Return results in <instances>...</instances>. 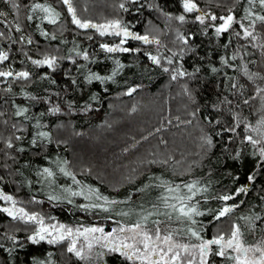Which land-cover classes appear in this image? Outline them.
I'll return each instance as SVG.
<instances>
[{"label":"trees","instance_id":"16d2710c","mask_svg":"<svg viewBox=\"0 0 264 264\" xmlns=\"http://www.w3.org/2000/svg\"><path fill=\"white\" fill-rule=\"evenodd\" d=\"M15 2L20 5L18 10H13L8 0H0V11L6 13L0 16V31L5 33L0 37V51L9 54L3 68L13 71V77H0V189L36 207L47 222L48 217H55L51 222L70 227H111L115 221L131 223L137 219L135 213L152 210L161 196L175 195L156 187L161 181L172 186L197 181L207 192L198 194L191 203L199 202V210L206 214L196 217L197 225L175 221L173 214L172 225L166 221L165 227L176 230L182 237L179 240H189L183 232L188 227L203 226L202 235L208 239L217 225L228 222L225 218L229 215L217 221L208 214L209 209L223 205L216 197L234 193L252 174L255 183L249 185L248 194L228 204L243 201L231 216L241 225L248 245L264 241V222L255 220L250 226L241 219L264 217V200L260 199L264 196V161L245 139L255 136L247 126L256 127L264 118V96L257 94L264 88L260 78L264 77V24L256 21L253 28L244 19L249 8L253 17L264 15V8L258 3L249 5L247 0H195L201 12L185 13L183 0H140L135 4L131 0H72L82 20L96 24L119 20L130 31L161 41L157 46L129 40L125 47L139 48V53H107L100 45L114 46L113 37L77 28L62 0ZM122 3L128 11L120 7ZM34 4L59 12L57 22L43 19L46 14L39 10L33 12ZM230 10L256 39H245L239 23L216 35L213 25L221 23L219 17L227 16ZM205 13L216 15L217 21L206 17L201 25L195 20ZM179 15L186 17L184 23L175 19ZM17 23L19 32L15 30ZM237 31L240 36H236ZM146 52L159 55L161 66L153 64ZM45 56L57 58L55 70L32 63ZM168 57L173 64H167ZM117 60L122 68L118 69ZM163 67L170 71L164 72ZM177 67L186 74L173 80ZM245 67L251 75L245 74ZM20 71L29 72L30 78H16ZM90 74L112 79L89 83ZM132 88L136 91L128 95ZM22 108L27 112L18 114ZM230 128L235 132L227 131ZM40 132H47L50 139L39 136ZM8 141L13 147L7 146ZM44 168L54 175H41ZM61 168L81 184H75ZM81 187L97 188L102 195L121 202L111 206V219L109 213L82 210L78 205L89 201L64 192L65 188L80 191ZM49 195L62 199L50 201ZM69 199L73 202L68 203ZM169 203L178 201L170 199ZM6 205L0 201V207ZM160 209L167 211L162 203ZM120 211L134 214L124 218L116 214ZM17 222L0 212V264H34L35 260L45 264H128L117 254L71 261L45 242L32 244L25 235L26 226ZM9 236L15 237V242ZM219 262L214 258L211 264Z\"/></svg>","mask_w":264,"mask_h":264},{"label":"snow or ice","instance_id":"6c2138e0","mask_svg":"<svg viewBox=\"0 0 264 264\" xmlns=\"http://www.w3.org/2000/svg\"><path fill=\"white\" fill-rule=\"evenodd\" d=\"M11 4L13 10H18L20 5L15 2V0H8ZM132 3H139L140 0H131ZM249 5L255 6L257 3L261 8H264V0H247ZM62 3L66 5L68 13L71 15V23L74 24L79 29H94L100 34V36L105 35H114L120 37L119 43L114 46H109V44H101L100 47L107 53H139L141 50L139 48L125 47L124 45L128 43L129 40L140 41L144 45L155 44L157 46L161 45V41L156 38H149V35H141L129 30L127 25H123L119 20L108 21L104 24L92 23L89 20H82L77 16L76 9L73 6L72 0H62ZM120 7L125 11H128L125 8V5L122 3ZM143 7V5H141ZM39 10L40 12L45 13L46 15L43 19H47L49 23L55 24L60 13L56 12L54 9L43 5V4H34L32 6V11L35 12ZM183 10L185 13L197 12L200 13L201 9L198 7L195 0H183ZM6 13L0 11V16H5ZM207 19L215 22L218 17L212 15L211 13L199 14L195 17V20L198 21L201 25L205 23ZM172 17L169 16V19ZM27 19L32 20V16H28ZM181 23L186 21L184 15H179L175 17ZM245 20L249 21L251 27L254 28L256 21H260L264 24V15H255L251 8H249L244 16ZM219 20L221 23L218 25H213L214 31L217 36L222 33L228 32L232 29L234 23H239L241 29H243V36L245 39L251 37L256 39L253 35V31L246 27L242 22L237 21L236 17L231 14L227 16H220ZM3 22V21H0ZM16 31H21L20 25L16 24ZM236 36H240L241 33L237 31ZM47 36V33H43ZM5 33L0 31V37H4ZM55 39V37H52ZM90 38V37H89ZM178 39L182 40L184 44L188 43V40L182 36H178ZM23 39V37H22ZM29 44L32 43L31 39L27 41ZM77 55L81 53L77 52ZM145 55L152 61L153 64L161 66V57L159 55H153L150 52H146ZM177 55L173 53V56ZM85 60L88 59L86 53L83 54ZM9 59V54L7 51H0V63L7 61ZM235 59V56L232 57ZM34 65H47L48 68L55 70L57 65L56 57L45 56L42 60H32ZM223 63L227 64V60H223ZM116 64L119 68H122L123 65L117 60ZM167 64H173V59L171 57L167 58ZM164 72H169L168 67H163ZM175 74L171 76V79H177V76L183 77L186 73L181 71L179 67L175 70ZM199 71V69H197ZM213 72H216V68H212ZM245 74H249L247 67L244 69ZM116 73L113 72V76ZM251 75V74H249ZM16 78L27 80L30 78V74L27 71H20L15 74ZM0 77H13V71H3L0 70ZM264 79V77H260ZM88 82L91 83L93 80L104 83L106 80H111L112 76H101L98 74H90L88 76ZM75 83V81H73ZM233 87H236L233 84ZM136 89L132 88L127 93L131 95L132 92H135ZM264 93V88H259L258 93ZM244 103L247 104L248 100H244ZM135 110V109H133ZM53 112H59V108H53ZM27 112L26 108L19 109L18 114H23ZM218 123V121H217ZM249 132H255L256 137L253 135H247L245 137L247 143L252 145L253 149H256L258 152L261 161H264V120H261L256 127L248 125ZM227 131L235 132V128L227 129ZM41 137L50 139L47 132H40L38 134ZM20 139V137H16ZM211 144V140L207 141ZM33 144L36 143L34 140ZM7 146L9 148L13 147L11 141H8ZM257 146H259L257 148ZM19 151H24V149H19ZM256 154V153H254ZM64 175L71 177L72 181L80 185L81 182L76 180V177L69 171L64 168L60 169ZM41 175H46L47 177H52L54 173L49 168H44ZM2 179V177H0ZM236 179H239L237 177ZM197 181L192 183L184 184L183 186L177 184L172 186L170 183L161 181L160 184L156 185L159 188H166L168 193H174L175 195L161 196L159 202L153 203L152 210L144 209V205L141 204L140 208L144 209L140 213H135L137 219L128 223L115 221L116 227L112 228L110 231L106 232L103 226H82V227H70L63 223L51 222L55 221V217L46 218L40 212H30L25 209L23 206L18 207V201L10 194H6L2 189H0V201L8 203V207H0V212L5 213L7 217H10L12 220H19L25 224L33 225L32 234L27 237V239L32 244H39L42 241L47 242L48 244H57L64 241H68L67 251L74 254L80 260H88L94 248H100L106 250L109 254H117L119 257H122L128 264H209V257L215 255L225 260H231L234 264H264V246L257 245L256 247H247L242 239L243 232L241 230V225L233 223L231 225L230 231L226 234H216L212 238L207 239L202 235L203 226L200 229L194 227H188L186 231L183 232V235L189 238H194L197 243L193 244L190 242H183V240H177L176 236L178 232L170 227H162L167 222L173 220V214H175L176 220H183L184 222L190 223V225H197L199 222L194 218L197 216H204L206 213L200 211L197 204H192L198 194L207 192V188L198 187ZM255 183V176L249 174L246 177V184L241 185L238 189L235 190L232 194H222L216 197L218 200L223 202V206L218 209H209L208 214L212 215L213 220H220L222 217L228 216L235 211L237 207L240 206L243 201L238 203L228 204L229 201H235L236 197L241 194L247 195L249 191V185ZM182 189H186V193ZM146 189H140L138 191H145ZM64 192L71 197L82 196L84 200L89 201L87 204L78 205L82 210H99L105 213H109L108 218L111 219L112 207L120 201L114 199H109V197L101 194L100 190L97 188L87 187L85 190L84 187H81L80 191H73L71 188H65ZM48 199L50 201H59L62 199L61 196L49 195ZM131 200V196L128 198ZM178 201V203H169V200ZM261 200H264V196L260 197ZM34 203H42L41 201H35ZM71 199L68 200V203H72ZM126 202V201H125ZM160 203L163 204L164 209L167 211H161ZM117 215L128 218L134 213L131 211H120L116 213ZM164 217V220L161 219H152V217ZM241 219L246 220L250 226L253 225V221L261 220L264 222V217L260 216H248L241 217ZM211 223V221H210ZM227 236V238H226ZM8 239L15 242V237L9 236ZM81 239L83 242L81 243ZM264 243V242H262ZM79 245V246H78ZM235 253L231 255L230 253ZM251 253V255H250ZM256 253H259L257 256ZM104 252H96L97 257L103 256ZM51 254H49L50 256ZM34 264H45V261L35 260Z\"/></svg>","mask_w":264,"mask_h":264},{"label":"rangeland","instance_id":"374dc122","mask_svg":"<svg viewBox=\"0 0 264 264\" xmlns=\"http://www.w3.org/2000/svg\"><path fill=\"white\" fill-rule=\"evenodd\" d=\"M85 10V9H84ZM45 20H47V19H45ZM108 21H106V22H103V21H100L99 23H97V24H104V23H107ZM107 36H109V35H107ZM110 36H112L113 37V41L115 42V44H117V43H119V40H120V37H116V36H114V35H110ZM127 44H125L124 46H126ZM3 66H4V64H3V62L2 63H0V70H3V71H8L7 69H4L3 68ZM37 66H43V67H45V66H47V65H37ZM12 71V70H11ZM261 95L262 96H264V93H261ZM263 99V98H262ZM263 101H264V99H263ZM262 109H264V103H262ZM262 120H264V118L262 119ZM260 123V122H259ZM258 123V124H259ZM253 137H256V133H255V136H253ZM257 138V137H256ZM77 170H79V168L77 167L76 168ZM109 171V170H108ZM126 173L124 172V174L122 175L124 178L127 176V174L125 175ZM7 194V193H6ZM19 203H18V207L19 206H23V207H25V209L26 210H28V211H30V212H33L32 210H34V211H36L37 212V208L36 207H33L32 206V208L28 205V204H24L23 202H20L19 200H18V198L15 196V195H13V194H11ZM229 204H233V203H229ZM8 206H10L8 203H7V205H6V207H8ZM223 206V205H222ZM175 217V216H174ZM173 217V218H174ZM197 217H199V216H197ZM227 217V216H226ZM195 219H196V217H194ZM225 218V217H224ZM223 218V219H224ZM225 219H227V223L225 222V223H221V224H219V225H217L215 228H214V231H213V236L214 235H216V234H226V233H228L229 231H230V228H231V225L233 224V223H235V219H233L232 218V216H231V214H229V216L227 217V218H225ZM175 221H178V222H182L183 220H176V219H174ZM47 222V221H46ZM18 224H23V225H25L26 227V229H27V232L25 233V235H27V237L29 236V235H31L32 234V231H33V225H31V224H25V223H23V222H21V221H19L18 220V222H17ZM167 223H169V224H171L170 222H167ZM166 224V223H165ZM165 224L164 225H162V227H165ZM167 225V224H166ZM172 225V224H171ZM97 226H103L104 227V229H105V231L106 232H108V231H110L112 228H114V227H116L117 225H114V226H111V227H107L106 225H97ZM227 237V236H226ZM179 238H182V237H180L179 235H177L176 236V239L177 240H179ZM243 239V238H242ZM183 242H190V243H193V244H195V243H197V241L196 240H185V238H183ZM42 242H45V241H42ZM83 242V240L81 239V243ZM47 245H49V246H54V247H56L57 249H59L60 250V252H59V254L60 255H64V256H66V257H68L69 259H71V261H73V260H75V259H78L74 254H72V253H69L68 251H67V246H68V241H64V242H61V243H57V244H48L47 242H45ZM79 246V245H78ZM248 247V246H247ZM255 247V246H254ZM253 247V248H254ZM104 252L105 254H109V253H107L106 252V250H104V249H100V248H94V250H93V253H92V255H91V257L90 258H92V257H95V253L96 252ZM234 255H235V253H234ZM250 255H251V253H250ZM256 255L258 256L259 255V253H256ZM214 259L215 258V255H213V256H211V257H209V264H211V260L210 259ZM80 260V259H79ZM82 261V260H81ZM231 264V263H230ZM233 264H234V262H233Z\"/></svg>","mask_w":264,"mask_h":264},{"label":"flooded vegetation","instance_id":"af4514ba","mask_svg":"<svg viewBox=\"0 0 264 264\" xmlns=\"http://www.w3.org/2000/svg\"><path fill=\"white\" fill-rule=\"evenodd\" d=\"M236 210V209H235ZM235 212V211H234ZM236 223V222H235ZM213 236H211L210 238H212ZM210 238H208V239H210ZM227 238V237H226ZM242 238H243V241H244V243H245V246H248V247H256L257 245H262V246H264V243H260V244H258V243H255V244H251V245H248L249 243L248 242H246V240H245V238L242 236ZM264 242V241H263ZM231 255H234V252L233 253H230ZM215 258H218L219 259V263L220 264H233V261H231V260H225V259H222V258H220V257H217V256H215ZM211 261L213 260L212 258L210 259Z\"/></svg>","mask_w":264,"mask_h":264}]
</instances>
